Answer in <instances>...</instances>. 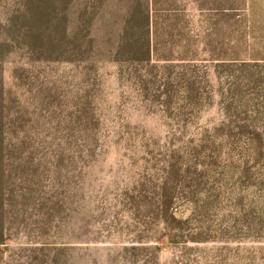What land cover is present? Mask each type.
I'll return each instance as SVG.
<instances>
[{
  "label": "rangeland",
  "instance_id": "rangeland-1",
  "mask_svg": "<svg viewBox=\"0 0 264 264\" xmlns=\"http://www.w3.org/2000/svg\"><path fill=\"white\" fill-rule=\"evenodd\" d=\"M174 2L168 59L4 61L34 198L1 264H264V0Z\"/></svg>",
  "mask_w": 264,
  "mask_h": 264
},
{
  "label": "trees",
  "instance_id": "trees-1",
  "mask_svg": "<svg viewBox=\"0 0 264 264\" xmlns=\"http://www.w3.org/2000/svg\"><path fill=\"white\" fill-rule=\"evenodd\" d=\"M174 1L0 0V260L5 252L2 246L9 239L8 223L15 220L9 208L18 197L22 203L34 198L32 177L21 179L22 184L11 183L17 178L14 174L29 168L22 162L15 163L20 157L16 152H22L27 144L18 140L16 147L12 139L7 142L4 118L9 106L4 90V61L15 53L29 63L49 64L93 65L104 60L115 65H145L157 57L168 59L174 52L164 49V37L169 40L181 35L180 13L170 9ZM164 29H168L170 37ZM169 190L168 186L164 188L160 201L167 210L173 200L167 195ZM42 208L47 209L48 223L51 205L42 204Z\"/></svg>",
  "mask_w": 264,
  "mask_h": 264
}]
</instances>
